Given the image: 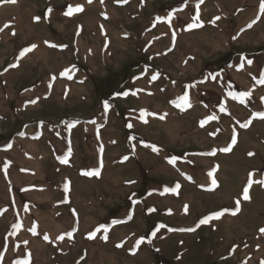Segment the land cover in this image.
<instances>
[{"label": "rangeland", "instance_id": "374dc122", "mask_svg": "<svg viewBox=\"0 0 264 264\" xmlns=\"http://www.w3.org/2000/svg\"><path fill=\"white\" fill-rule=\"evenodd\" d=\"M261 2L0 5V264H264Z\"/></svg>", "mask_w": 264, "mask_h": 264}, {"label": "snow or ice", "instance_id": "6c2138e0", "mask_svg": "<svg viewBox=\"0 0 264 264\" xmlns=\"http://www.w3.org/2000/svg\"><path fill=\"white\" fill-rule=\"evenodd\" d=\"M16 2H17V0H0V5H2L3 3L15 4ZM89 2H91V0H89ZM123 2H127V0H123ZM200 3H203V0H200ZM50 11L51 10L49 9V12ZM81 11H83V7L82 6L72 7L70 5V6H68V9L65 12V15L72 16L74 13L81 12ZM261 15H264V0H262V2H261ZM36 19L39 20V17H37ZM216 19H219V17H217ZM9 26L10 25L5 24L3 28H0V31H3L4 28H7ZM201 26H202V23L199 21V15H197L195 17V22L193 24L189 25V28L191 29V28L201 27ZM251 26L252 25L250 24L248 27H251ZM13 34H15V33H13ZM50 46L55 47V45H50ZM35 47H36V45H32L31 47L24 49L22 51V53H21V57H23V55H25L26 53L33 51L35 49ZM248 63L251 64L252 61L249 60ZM15 66H17V65H13V67H15ZM240 67L242 68L243 65H241ZM66 74L67 73H64V75H66ZM259 83L264 84V79H261L259 81ZM240 95L241 96H250L251 93L250 92H245V93H241ZM182 102L185 103V104H188V97H187V95H185L182 98ZM241 102H243V101H241ZM33 103H35V101H33ZM177 106H179V105H177ZM188 106L190 107L191 105L188 104ZM108 107H109L108 104L105 103V109H107ZM221 111H226V109L225 108H221ZM143 115H147V113H142V116ZM258 115H259V117L261 119H264V113L258 114ZM161 119H163V117H161ZM211 119H217V117L216 116H212ZM144 122L146 123L147 121L145 120ZM203 123L204 122H202V126H203ZM249 124H250V121L248 123L242 124L241 127L247 128L249 126ZM128 127L131 128L132 125L129 124ZM235 143H236V136L234 134L233 135V138H232V145H234ZM152 148H153L154 151H158V149L155 146H152ZM231 150H232V147L231 146L226 147L224 149H221V151H223V152H230ZM210 154L211 155H215V152L210 153ZM249 155L251 156V155H254V154L253 153H249ZM125 159H127V157H125ZM64 162L67 163V161H64ZM170 163H173L174 164L175 163V159L171 160ZM5 171H6V169H5ZM84 175H99V172H95V171H93V172H85ZM209 175H211L213 177L212 178V184L214 186H216L217 185V181H216V179L214 177V173H209ZM254 175H255V173H250L249 174V181H248L247 185L244 187V189L242 190V199L244 201H249L251 199L250 194H249V191L252 188V186H253L254 183H259L261 185H264V181H254L252 179V177ZM179 187H180V185L177 184L176 185V188L171 189V191H177L179 189ZM240 204H241L240 199H237L235 201L236 207H235L234 210L224 209L222 211H218V212L212 213V214H210V215L202 218L199 221L197 227H199V225L209 224L210 221H212V220H218V219H220L226 212H230V214L236 215L240 211ZM185 211H187V207L185 208ZM130 218L131 217H129V219ZM116 223H119V221H117ZM15 227L19 228V227H22V225H16ZM101 229H103V231L105 233V235L103 236V239L106 241L108 239V236H107L108 228H107V226H104V225L99 226L93 233H90L89 234V238L90 239H94L95 238V235H96V232H99ZM182 231H195V228H192V229H182ZM261 231L264 232V229H261ZM60 238H62V237H60ZM45 239H48V238L45 237ZM142 242L143 241L141 240L140 243H142ZM23 264H30V254H29V257L23 261Z\"/></svg>", "mask_w": 264, "mask_h": 264}]
</instances>
